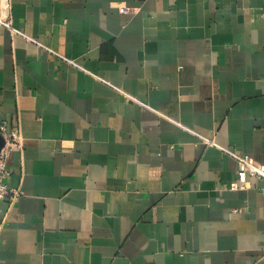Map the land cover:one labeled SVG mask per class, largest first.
Returning <instances> with one entry per match:
<instances>
[{"label":"crops","instance_id":"obj_1","mask_svg":"<svg viewBox=\"0 0 264 264\" xmlns=\"http://www.w3.org/2000/svg\"><path fill=\"white\" fill-rule=\"evenodd\" d=\"M8 6L0 264H264L261 184L195 135L264 164V0Z\"/></svg>","mask_w":264,"mask_h":264},{"label":"built area","instance_id":"obj_2","mask_svg":"<svg viewBox=\"0 0 264 264\" xmlns=\"http://www.w3.org/2000/svg\"><path fill=\"white\" fill-rule=\"evenodd\" d=\"M2 12L6 14L8 11V0H1ZM2 13V14H3ZM0 25L7 28L14 34L22 35L18 29L13 27L12 20L8 16L0 14ZM68 63L73 64L72 61L63 59ZM206 145H211L220 149L225 155L231 157L236 164V184L232 187L238 190L257 189L258 185L252 183L251 178L260 183V189L264 191V164L256 162L252 158L241 154L234 149H226L219 147L212 139L195 134ZM0 138L2 146L0 147V202H6L10 210L17 200L24 195L21 187H10L8 178L11 175L7 167V159L14 149H21L22 135L19 126L9 127L6 121H0ZM5 225V219L0 221V233Z\"/></svg>","mask_w":264,"mask_h":264},{"label":"water","instance_id":"obj_3","mask_svg":"<svg viewBox=\"0 0 264 264\" xmlns=\"http://www.w3.org/2000/svg\"><path fill=\"white\" fill-rule=\"evenodd\" d=\"M2 144H3V143H2V140H1V138H0V147L2 146Z\"/></svg>","mask_w":264,"mask_h":264}]
</instances>
